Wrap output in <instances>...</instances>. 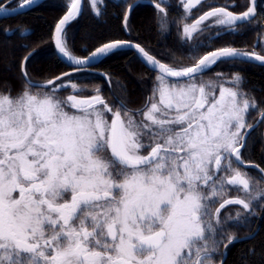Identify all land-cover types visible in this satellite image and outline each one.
<instances>
[{
	"label": "snow or ice",
	"instance_id": "snow-or-ice-1",
	"mask_svg": "<svg viewBox=\"0 0 264 264\" xmlns=\"http://www.w3.org/2000/svg\"><path fill=\"white\" fill-rule=\"evenodd\" d=\"M36 2L0 0V17ZM60 3L49 40L70 71L46 74L39 45L16 42L30 30L2 29L0 264H264V167L245 158L259 144L264 163V83L245 67L264 69V0H148L158 35L175 31L163 51L135 42L140 0H89L100 43L86 32L85 55L86 5ZM124 50L150 73L140 94L95 70ZM85 72L106 87L77 83Z\"/></svg>",
	"mask_w": 264,
	"mask_h": 264
},
{
	"label": "trees",
	"instance_id": "trees-1",
	"mask_svg": "<svg viewBox=\"0 0 264 264\" xmlns=\"http://www.w3.org/2000/svg\"><path fill=\"white\" fill-rule=\"evenodd\" d=\"M7 3V0H4ZM131 2V0H130ZM217 4L231 3L233 0H216ZM108 5V10L111 13L115 7V0H105ZM85 14L83 17L78 18L73 24L72 32L75 35V47L74 52L78 55H85L87 53L81 51L82 45L85 43V33H89L90 36L87 38V45L89 51L94 50L95 46H99L100 41L91 39V37L96 36L99 29L97 26V21L99 18L95 16V13L91 11L90 3L85 0ZM143 6L138 10L135 21L134 30L138 33L139 39L135 42L141 43L142 46L150 48L156 51H163L165 47L172 49L176 48L175 31L173 29L172 34L158 35L156 29L152 27L151 8L147 5ZM103 8L104 5H101ZM206 10V9H205ZM60 0H45L41 4L32 7L22 13H19L10 18L0 19V40L6 35L2 29L6 26H11L13 29L16 28H28L30 30L31 38L24 39L21 37L17 43L25 42L30 43L32 48H36L39 45L40 55L37 57V61L41 62V66L45 69L48 75H60L62 72L70 71L71 69L68 65L61 59H54L53 53L55 52L53 43L49 40L50 28H54L56 20L62 15ZM122 15L119 17L110 15L108 17V27L110 29L111 35L114 38L128 39V36L123 32L120 25L122 24ZM15 36H20L18 32L14 33ZM248 42L250 47L253 42L257 39L255 32H249L244 38ZM46 41V43H42ZM105 42H107L105 40ZM241 46V45H237ZM31 50V49H29ZM260 51L259 48L256 49ZM133 51L124 50L120 55H112L106 57L100 64L94 66L96 71L107 72L112 74V78L120 79L123 83H126L128 88L133 91L134 94H140L141 82L140 78L147 77L150 75L148 69L143 65V63L137 57L133 56ZM155 54V51L154 53ZM176 55H179L177 51ZM246 73L249 82L259 87L261 83H264V69L255 66H245ZM216 71L228 72V68L222 67L215 69ZM83 77L87 79L77 78V83H87L89 87H93L95 84L104 85V78L99 75H94L92 73L85 72ZM259 95V93H257ZM248 157H254L257 159L258 163L264 167V163L260 159V149L259 144L251 153H245ZM264 224V221L261 222ZM243 235V233H241ZM243 245H235L232 248V253ZM231 256V254H230Z\"/></svg>",
	"mask_w": 264,
	"mask_h": 264
},
{
	"label": "water",
	"instance_id": "water-1",
	"mask_svg": "<svg viewBox=\"0 0 264 264\" xmlns=\"http://www.w3.org/2000/svg\"><path fill=\"white\" fill-rule=\"evenodd\" d=\"M43 1H45V0H37L36 4L33 5L32 7H35V6L39 5V4H41ZM83 2H84V4H85V0H83ZM140 3H141V4L148 5V0H140ZM32 7H30V8H32ZM30 8H29V7H26V8H24V9H22V10H19L17 14L22 13V12H24V11L30 9ZM17 14H15V15H17ZM15 15H14V16H15ZM1 18H5V17H0V19H1ZM53 45H54V44H53ZM128 51H133V50H128ZM60 59H61L62 61H64V62L67 64V62L64 60V58L61 57ZM67 65H68V64H67ZM96 72H101V71H96Z\"/></svg>",
	"mask_w": 264,
	"mask_h": 264
},
{
	"label": "flooded vegetation",
	"instance_id": "flooded-vegetation-1",
	"mask_svg": "<svg viewBox=\"0 0 264 264\" xmlns=\"http://www.w3.org/2000/svg\"><path fill=\"white\" fill-rule=\"evenodd\" d=\"M228 71H229V70H228ZM245 158H246V160H248V161H250V162H252V163L260 164V163H258L257 159H255L254 157H248V156L245 155ZM260 165H261V164H260ZM261 167H262V166H261ZM247 171H249L250 174L258 175L257 170L254 169V168H248Z\"/></svg>",
	"mask_w": 264,
	"mask_h": 264
},
{
	"label": "rangeland",
	"instance_id": "rangeland-1",
	"mask_svg": "<svg viewBox=\"0 0 264 264\" xmlns=\"http://www.w3.org/2000/svg\"><path fill=\"white\" fill-rule=\"evenodd\" d=\"M89 1V0H88ZM235 195V193H233Z\"/></svg>",
	"mask_w": 264,
	"mask_h": 264
}]
</instances>
